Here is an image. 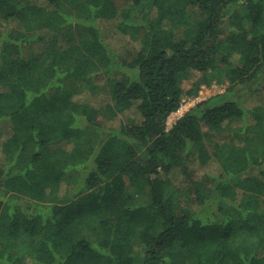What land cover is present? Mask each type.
Here are the masks:
<instances>
[{
	"label": "trees",
	"instance_id": "1",
	"mask_svg": "<svg viewBox=\"0 0 264 264\" xmlns=\"http://www.w3.org/2000/svg\"><path fill=\"white\" fill-rule=\"evenodd\" d=\"M261 92L264 0H0V264H264Z\"/></svg>",
	"mask_w": 264,
	"mask_h": 264
},
{
	"label": "rangeland",
	"instance_id": "2",
	"mask_svg": "<svg viewBox=\"0 0 264 264\" xmlns=\"http://www.w3.org/2000/svg\"><path fill=\"white\" fill-rule=\"evenodd\" d=\"M114 41H116V45L117 43L119 45H128L127 44V40L124 38H116ZM125 46V47H126ZM227 85L226 84H218V83H213L211 86L209 87H205L203 86L201 91L199 92V96L194 97V98H190V97H186V102H183V105L180 107V109L176 112H174L173 114L170 115L169 119H168V127H171L173 125V123L180 118L182 115H184L192 106H194L197 102L204 100L216 93L219 92H223L225 91ZM258 96L260 97L261 100L264 101V92H261L258 94ZM6 127L5 124L2 123L0 124V133H2L3 131H5ZM214 134H218L217 132H215ZM218 136H220L221 138H224L226 141L232 139L234 136L233 131L231 129H225L221 132H219ZM196 177V174L193 176ZM191 180L189 182H186V184L188 183V186L190 184ZM21 251L20 249L17 250Z\"/></svg>",
	"mask_w": 264,
	"mask_h": 264
},
{
	"label": "built area",
	"instance_id": "3",
	"mask_svg": "<svg viewBox=\"0 0 264 264\" xmlns=\"http://www.w3.org/2000/svg\"><path fill=\"white\" fill-rule=\"evenodd\" d=\"M183 102H186V99H184ZM183 102H182V105H183ZM182 105H181V106H182Z\"/></svg>",
	"mask_w": 264,
	"mask_h": 264
}]
</instances>
